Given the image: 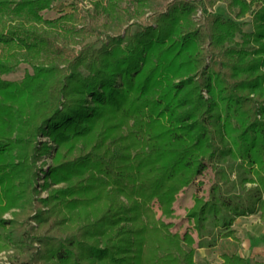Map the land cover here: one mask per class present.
I'll use <instances>...</instances> for the list:
<instances>
[{
    "label": "trees",
    "instance_id": "trees-1",
    "mask_svg": "<svg viewBox=\"0 0 264 264\" xmlns=\"http://www.w3.org/2000/svg\"><path fill=\"white\" fill-rule=\"evenodd\" d=\"M54 1L0 0V73L22 60L33 68L20 81L0 79V238L2 213L21 196L16 217L33 211L36 157L50 149L36 143L39 133L68 149L82 140L87 151H55L46 175L79 178L50 192L51 218L42 206L34 216L56 230L39 238L52 261L12 264H80L70 245L84 243L100 257L116 242L117 264H199L194 246L156 224L149 202L160 196L168 206L172 190L209 164L218 179L192 210L202 235L209 219L221 226L209 250L218 264H256L240 253L231 224L257 211L264 219V0L257 8L258 0H226L233 16L207 12L219 0H132L136 8L123 12L122 0H92L81 27L76 2L45 17ZM198 6L206 12L200 22ZM146 8L153 14L143 21ZM249 11L248 31L237 19ZM69 34L67 52L60 41ZM227 160L238 172L234 196L219 183L228 181L219 168Z\"/></svg>",
    "mask_w": 264,
    "mask_h": 264
},
{
    "label": "rangeland",
    "instance_id": "rangeland-1",
    "mask_svg": "<svg viewBox=\"0 0 264 264\" xmlns=\"http://www.w3.org/2000/svg\"><path fill=\"white\" fill-rule=\"evenodd\" d=\"M73 2H76L79 6V10L76 15L78 19L74 22H77V26L81 27L83 14L85 13L84 9L92 8V0H55L50 8L43 11V14L47 18L57 17L67 11H71L73 9ZM261 4L262 2L258 0L254 3L253 8H257ZM120 8L121 12L126 9L133 11L136 8V4L132 0H122L120 2ZM145 10V13L142 17H140L143 21L153 14L151 9L146 8ZM209 11L222 12L231 16L234 15L229 10L226 0H219L213 6L207 5V12ZM205 13L206 12L203 7L198 6L194 19L197 22H200V20L205 16ZM104 20L105 17L101 19V21ZM237 20L242 23L244 30L249 31L253 29L252 11L247 12L244 16L239 17ZM67 22L66 26H69L72 20ZM124 28L125 26L122 27V29ZM107 32H112V30ZM103 35L105 37L107 34L104 32ZM69 38L70 34L62 41L59 40L61 42V46H64L67 49V52H70V48L74 47V43H72ZM237 38L239 40L241 39L240 34L237 35ZM76 47L79 48V44H77ZM26 71L33 72V68L29 63L22 60L18 63L15 70L0 73V79L20 81L24 77ZM175 80L179 81L180 78H176ZM203 92L206 96L208 95L206 90H203ZM129 123H132V119ZM19 127L20 125L17 124L13 135L18 133L17 130H19ZM126 129L127 128L125 126H122L120 130L124 132ZM36 143H47L50 149L48 153L38 154L36 157L35 170L38 175L34 180V189L33 191L31 190V197L33 198L32 200L34 204L33 211L29 217L24 214H21L19 218L16 217L17 213H21L25 209L24 201H26V197L21 196L18 204L2 213V217L5 219L6 223V227L4 228L6 229H4L3 238H0V264H12L17 262V260L21 261L23 259H32L39 263L43 261L46 262V260H48V262L52 261L51 259L45 260L44 252L49 245H44L42 240L39 238H41L44 234L47 236V233H54L56 230L49 231L50 229L45 223L46 221L41 223V221H37L34 216L37 214L38 209L42 206V214L46 215V220L51 218L52 215L49 213V210L51 209L54 201L52 200L53 197L49 198L50 192L55 188L71 185L73 182H77L79 178L73 177L72 179H63L59 182H48L46 181V175L51 166L54 164L53 155L55 151L64 152L69 157L78 156L87 151V146L85 148L82 140L77 142L74 147L72 144L71 149H68V144H57L55 140L50 137V135H43L42 133H39ZM132 148V151L137 149L136 147ZM15 160L17 161L18 159L16 158ZM232 162L234 161L227 160L219 165V168H226L225 170L229 175L227 182L224 183V179H221L219 183H223L224 190L227 192L226 194L230 196H234L236 192L241 190L239 185L236 184L238 181V172L234 169V167H232ZM217 179L218 176L216 169L212 166V164H209L202 173L194 178L190 184L179 190H172L168 206L165 207L161 205L163 198L160 196L154 197L149 202V205L155 211L156 224L165 230H168L169 233L179 236L185 245L194 246L195 258L198 260L199 264H204L205 262L218 264L222 262L218 252L216 250H209L208 244V242L214 240L221 227L220 224H215L214 220L209 219V221L204 223L205 231L202 235V230L200 229L199 224H197L195 215L192 213V210L197 206V197H199L200 200H208V198H210L211 186L215 181H217ZM249 185H251V182L246 183V186ZM15 221H19L25 230H23V228H19V225L16 226L14 223ZM231 227L234 228L236 230V234L242 238L240 253L256 262V264H264V219L261 217L260 211L236 217L234 222L231 224ZM65 233V231H62L59 235L65 236ZM101 244L102 246H106L104 242ZM69 248L73 250L80 264H117V242L112 245L108 244V250L105 253H102L103 255L100 257L92 255L89 251V246L84 243H74L70 245Z\"/></svg>",
    "mask_w": 264,
    "mask_h": 264
}]
</instances>
